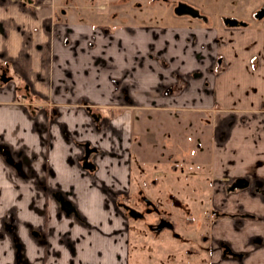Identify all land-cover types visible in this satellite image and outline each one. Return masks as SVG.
I'll use <instances>...</instances> for the list:
<instances>
[{"label": "crops", "instance_id": "0c3cea01", "mask_svg": "<svg viewBox=\"0 0 264 264\" xmlns=\"http://www.w3.org/2000/svg\"><path fill=\"white\" fill-rule=\"evenodd\" d=\"M95 11L64 0H0V31L7 33L0 34V72L10 78L8 61L29 63L23 83H0V148L6 151L0 152V217L10 218L14 234L11 240L0 238V264L143 263V231L123 225L113 196L134 190L135 158L162 156L153 149L166 131L191 141L180 155L167 157L184 165L183 177L192 172L195 178L194 186L168 181L173 198L184 194L186 206L196 205L201 203L197 191L209 189L224 211L205 239L194 236L204 239L205 253L210 247L207 263L190 256L195 255L189 254L193 237L171 235L169 245L181 238L186 245L189 259L181 264H264V244H253L264 238V201L229 185L240 179L264 184V100L253 96L245 105L223 97L243 83L264 89V30L222 22L145 30L112 25ZM45 24L47 41L41 32ZM17 28L32 32L28 46L11 42L8 31ZM43 67V82L37 83L33 78ZM27 85L36 96L25 105L21 97ZM30 103L46 113L32 116ZM99 116L106 120L103 125L101 118L96 121ZM82 143L101 151L94 171L79 166ZM13 152L22 165L16 171L6 160ZM202 164L210 183L195 173ZM158 184L153 193L160 192ZM67 195L74 197L79 216L67 215L72 207ZM202 213H195L201 224ZM153 234L170 240L163 231ZM220 243L245 256L244 262L222 257Z\"/></svg>", "mask_w": 264, "mask_h": 264}, {"label": "rangeland", "instance_id": "374dc122", "mask_svg": "<svg viewBox=\"0 0 264 264\" xmlns=\"http://www.w3.org/2000/svg\"><path fill=\"white\" fill-rule=\"evenodd\" d=\"M58 1V0H57ZM65 4L67 6L76 7L77 5H83V6H90L93 11H95L96 6L105 5V11L100 13L99 11H95L97 13V18H100L98 14H101L102 17L108 16V23H112V25H127V26H134V27H141L146 29H153V28H162V27H182V26H202L207 27L209 24L211 25H220L223 18H234L238 20L239 22L247 23L251 27L254 26V28H261V30H264V15L261 18H255V14L261 10V8L264 6V0H64ZM103 2V3H102ZM184 3L188 5L189 7L195 8L201 17L203 18H193L189 15H177L174 11V8L179 4ZM103 5V6H104ZM76 13V12H75ZM101 17V18H102ZM1 38L3 36V33L6 34V31H0ZM10 33V40L11 42L19 45L22 44L24 41V44L26 46L30 43V36L32 34L31 31H24L21 28H17L11 31H8ZM34 32V31H33ZM42 36L43 39L47 41V35L49 34V26L44 25V29H42ZM35 33V32H34ZM25 34H27V37H25ZM0 38L1 42L2 39ZM25 59L18 58L16 61H8L7 64L9 66V72H10V80H7L6 83H4L6 87H16L22 82V77L24 72L27 70V62H25ZM42 64L45 62V58H41ZM46 64V63H45ZM45 67V66H44ZM44 67L42 70V73L39 72V76L35 73L36 77H34V81H37V83L43 82V76H44ZM29 74L32 72H28ZM252 86H249L245 83L240 84L236 86L235 88H230L229 90H226L223 92V97L226 102H232L234 104L240 103V104H249L253 102V96L256 98V100H264V89L262 91L256 89V88H250ZM43 109L44 107L41 106L39 109ZM45 112V111H44ZM43 112H40V115ZM45 114V113H44ZM90 117H93V112L90 111L89 114ZM101 118V116H99ZM98 118V119H99ZM101 125H103V119L101 118ZM162 121V120H161ZM162 126V125H161ZM163 127L161 130H163ZM164 131H162V134H164ZM168 131H166V135H163L161 137V142L159 145H157V148L153 149L154 151L157 150V154H161L162 156L160 158H135V162L133 160V170L135 172L134 174V180L133 182L134 190H131L130 193L125 194L123 192L115 193L113 196V199H116L115 201V207L116 210H118L120 213L123 212V215L121 214V218L124 222L123 225H129V226H136L137 230L143 231L142 239L144 243L141 240V251L143 255V258L145 259L143 263L141 264H156L160 261V259L164 260L165 264H181L182 258L183 260L189 259L185 255V250H183L184 246H186L182 241V238L176 241L175 246L169 245L167 241H174L171 238V235L174 236V233L169 232L167 230L163 231L164 234H167L169 236L170 240H167L162 237H157V235H154L152 232L148 231L147 225L149 223H153L154 219H156L155 214L153 215H146L144 219L135 221L130 219L129 217L125 218L126 213L125 211L120 207V203H128L130 206L140 209L144 208L143 203L140 204V198L139 196L143 195L146 199H149L150 201H154L156 206L160 207V211L162 213H165L168 215V218L172 223H174V228L176 233L180 235H186L193 237L192 240H194V244H190L189 254H195L190 255L191 257H204V261L208 259L207 253L210 252V247L207 249V253L204 249H202L204 244V239L209 235V229L211 223H214L215 217L224 215V211L219 207L218 202H214L213 199V191L212 190H202L201 193L197 191V194L199 195L198 202L200 201V204L196 205H185L188 204L186 199H182V197H185L183 194L180 198H172L175 194L174 190H168L167 189V183L168 181H181L184 183H187L186 186L193 185L194 179L192 178V172H188L189 179L183 177L185 171L184 165H180V160L178 162L174 161L173 159L169 161L168 157L169 155H174L173 158L180 155L184 148L190 144L191 141H188V143L183 142V139H181L179 136L175 137V135L169 131L170 134H167ZM140 140V139H138ZM191 140V139H190ZM140 141H137L136 139V146L139 145ZM142 143V142H141ZM193 144H200L199 142H192ZM90 147H92L90 145ZM93 148V147H92ZM173 149H177V151H173ZM100 150V149H98ZM0 152L4 154V149L0 148ZM101 152V151H99ZM99 152L90 155L89 159L86 160V158L82 159V156L79 160V166L84 171L86 168L84 167V163L96 165L95 162L98 161L97 157L99 156ZM194 152H198L197 150ZM199 152H205L203 151V148L199 150ZM206 153V152H205ZM101 154V153H100ZM207 154V153H206ZM11 158L15 159V161H19V153L13 152L10 153ZM124 160H122L123 162ZM159 161V162H158ZM203 162H206V158L203 159ZM130 167L131 166V158L129 160ZM135 163V164H134ZM176 164L178 168H176L177 171H175V175L172 174L174 172L173 166ZM9 168L14 170L11 165L8 163ZM199 167V171L196 170L195 173L200 176L199 181L203 180L202 182L210 183V180L206 179V171H208V166H204L203 164ZM160 170L162 172L160 177L154 175L153 169ZM180 169V170H179ZM139 170V172H138ZM15 171V170H14ZM187 173V172H186ZM133 175V174H132ZM138 181H137V176ZM159 180V184L157 185V188L160 189L159 193H153V189L151 186H154L151 184L149 185V182H152L154 180ZM184 179V180H183ZM178 183V182H177ZM161 185V186H159ZM163 188V189H161ZM157 191V190H155ZM5 192V191H4ZM188 193V190L185 191ZM196 194V191H190ZM251 192V191H250ZM262 193V197L258 194ZM54 197L57 199L56 194L53 192ZM172 196V197H171ZM256 196L260 199L264 198V192H257ZM69 200V203L72 204L70 211V214L68 212L67 215H72V217L79 216L78 211L76 208L74 197H70L67 195ZM168 197H171L169 199L170 203L175 204L177 207L175 209H172L175 213L173 216L167 214L168 213ZM64 198V197H63ZM186 198V197H185ZM61 202H63L62 198L60 199ZM158 202V203H157ZM117 203V204H116ZM161 205H160V204ZM219 207V208H218ZM167 208V209H166ZM165 211V212H163ZM197 211H200L202 214L205 215V221L203 224L202 219L200 222H198L197 216L195 213ZM159 213L158 216L162 217L163 214ZM262 214V213H260ZM74 215V216H73ZM125 215V216H124ZM201 216V215H200ZM241 217H238L242 219L245 217V214H240ZM250 217V216H248ZM258 217L261 218V215H258ZM186 218L188 222L185 220ZM244 219V218H243ZM262 219V218H261ZM263 220V219H262ZM134 223V224H133ZM117 225V224H116ZM131 227V229H132ZM203 236V240L198 241L197 239H194V236L197 238L200 236ZM156 243V241L161 240L160 245H154L152 241ZM198 241V242H197ZM202 242V243H200ZM260 242V244H264V238L262 239V242L258 239H255L253 244ZM212 245V244H211ZM216 244L213 243V249ZM193 249V250H191ZM188 250V249H187ZM193 251H196V253H193ZM197 252L199 254H197ZM132 253V252H131ZM144 253V254H143ZM188 254V253H186ZM189 256V255H188ZM190 257V258H191ZM196 258V257H195ZM174 259V260H173ZM203 259V258H202ZM245 256L243 255H237L236 259L228 258L227 260H234L237 262H244ZM173 260V261H172ZM205 263V262H201ZM207 263V261H206Z\"/></svg>", "mask_w": 264, "mask_h": 264}, {"label": "flooded vegetation", "instance_id": "af4514ba", "mask_svg": "<svg viewBox=\"0 0 264 264\" xmlns=\"http://www.w3.org/2000/svg\"><path fill=\"white\" fill-rule=\"evenodd\" d=\"M25 3V2H24ZM180 4H184V3H179L175 8H174V11L176 10V8L180 5ZM104 5V4H103ZM100 5L99 6H96V9H100V10H104L105 11V5ZM186 5V4H184ZM188 6V5H186ZM264 7V6H263ZM262 7V8H263ZM261 8V9H262ZM194 10H196L195 8H193ZM260 11V10H259ZM197 12V15L196 16H192V15H189V14H177V15H189L193 18H203L201 17V15L199 14V12L196 10ZM176 13V12H175ZM257 14V13H256ZM256 14H255V18L256 17ZM228 19H231V20H235L238 24L236 26H230L226 23V20ZM259 19V18H258ZM225 26H229V27H238V26H244L246 25L247 23H243V22H239L238 20L234 19V18H223L222 21H221ZM194 38V35L192 37V39H189V41L191 42ZM7 80H10L9 77H7V74H6V71H3V72H0V83H6ZM119 84V83H117ZM32 96H36V93L35 91H32L29 87V85L26 86L25 88V92L22 94V97H21V101L24 102V104L26 105V99L29 98L31 100ZM22 104V105H24ZM42 105L40 104H33L31 105V103L29 105H27V108L31 111L32 113V116H36L37 114H40V112H43L42 114L46 113V111L44 110V108L42 109H39V107H41ZM45 111V112H44ZM99 118V117H98ZM96 118V121H98L99 119ZM98 119V120H97ZM104 120V119H103ZM106 120H104L103 122H105ZM81 148L83 149V154H82V159L86 158V160L89 159L90 155L92 154H95V153H98L100 150H98L97 148L95 147H90V144L89 143H82L81 144ZM101 152H99V155H100ZM4 154H6V151L4 150ZM3 154V155H4ZM169 161H171L173 158H168ZM171 159V160H170ZM7 163H9L11 165V167L16 171L17 169H20L22 168V165L21 163H19V161H15V159L11 158L10 154H9V157H7ZM19 160H20V156H19ZM172 162V161H171ZM84 167L86 168V171H94L95 170V166L94 165H91V164H87V163H84ZM174 165V164H173ZM176 168H178V166L175 164L173 166V170L174 172L177 171ZM158 168L156 169H153V172H154V175L155 173H158L159 170H157ZM154 180V179H153ZM228 181V180H227ZM246 181V180H244ZM156 180L150 182V186L151 184L153 185H156ZM236 181H230L229 185L232 187V185L235 183ZM153 187V186H151ZM241 189H248L249 192H253L255 195L257 192H261L263 191L264 192V184L262 183H258V184H253L251 182H248L246 181V186L244 188H241ZM233 190V189H232ZM261 197H262V193H258ZM139 198L141 199L140 200V204L143 203L144 205V208H141L140 209H136L132 206H130V204L128 203H120V207L125 211L126 213V216L125 218L129 217L130 219L132 220H135V221H139V220H142L145 218L146 215H153L155 214L156 216V219H154L153 223H149V225H147L148 227V231L152 232V233H155V232H160V231H169V232H172L174 233V236L176 237H179L178 236V233H176L175 231V226H174V223H172V221H170V219L168 218V215H166L165 213H162L160 211V207L159 206H156L154 203V201H150L149 199H146L145 197H143V195L139 196ZM171 197H168V213L169 215H171V212L172 209H175L177 206L173 203H170L169 202V199ZM173 198V197H172ZM262 201H264V198L261 199ZM158 203V202H157ZM117 204V203H116ZM160 204V203H159ZM161 205V204H160ZM172 208V209H171ZM167 209V208H166ZM165 212V211H163ZM159 213H162L163 216L162 217H159L158 214ZM123 215V212L121 213ZM233 216V215H232ZM235 216V215H234ZM10 218L6 215H3L0 217V238L3 239H9L11 240V238L13 237V225L10 224ZM220 249H221V255L222 257L228 259V258H231V259H236V256L237 254H234L231 247L228 246L227 244L225 243H220Z\"/></svg>", "mask_w": 264, "mask_h": 264}, {"label": "water", "instance_id": "95a60500", "mask_svg": "<svg viewBox=\"0 0 264 264\" xmlns=\"http://www.w3.org/2000/svg\"><path fill=\"white\" fill-rule=\"evenodd\" d=\"M176 14H189L192 16H196L197 12L196 10H194L192 7L186 6L184 4H180L176 10H175ZM264 15V7L257 12L256 17L257 18H261ZM226 23L230 26H236L238 23L235 20H231L228 19L226 20ZM246 186V181L240 179L237 180L233 185H232V189H241L244 188Z\"/></svg>", "mask_w": 264, "mask_h": 264}]
</instances>
